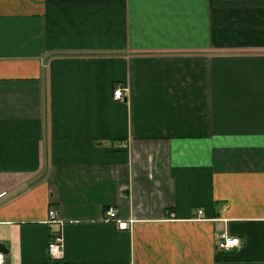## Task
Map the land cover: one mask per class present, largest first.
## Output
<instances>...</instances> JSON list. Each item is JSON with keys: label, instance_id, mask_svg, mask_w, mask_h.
Segmentation results:
<instances>
[{"label": "crops", "instance_id": "crops-1", "mask_svg": "<svg viewBox=\"0 0 264 264\" xmlns=\"http://www.w3.org/2000/svg\"><path fill=\"white\" fill-rule=\"evenodd\" d=\"M0 244L3 264H264V0H0Z\"/></svg>", "mask_w": 264, "mask_h": 264}, {"label": "built area", "instance_id": "built-area-1", "mask_svg": "<svg viewBox=\"0 0 264 264\" xmlns=\"http://www.w3.org/2000/svg\"><path fill=\"white\" fill-rule=\"evenodd\" d=\"M121 86H116L113 91V97L115 99H122L123 91ZM106 220H113L116 222L119 228L125 227V223L117 217L116 209L112 206H108L105 210ZM49 222H55L62 224L59 218L58 212L51 207L48 210ZM240 244V240L237 236H230L226 233H221L218 237L217 246L222 250H230L237 247ZM48 251L53 258H61L64 254V237L61 228L55 229L51 232L48 241ZM4 262V254L0 252V264Z\"/></svg>", "mask_w": 264, "mask_h": 264}, {"label": "water", "instance_id": "water-1", "mask_svg": "<svg viewBox=\"0 0 264 264\" xmlns=\"http://www.w3.org/2000/svg\"><path fill=\"white\" fill-rule=\"evenodd\" d=\"M0 246H1V244H0ZM1 249V248H0Z\"/></svg>", "mask_w": 264, "mask_h": 264}]
</instances>
